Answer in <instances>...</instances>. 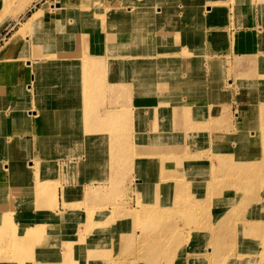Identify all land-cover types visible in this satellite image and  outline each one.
I'll return each mask as SVG.
<instances>
[{
  "label": "rangeland",
  "instance_id": "1",
  "mask_svg": "<svg viewBox=\"0 0 264 264\" xmlns=\"http://www.w3.org/2000/svg\"><path fill=\"white\" fill-rule=\"evenodd\" d=\"M28 1L36 3V5L30 7V11L21 17V21H25L27 16L46 0ZM199 1L166 0L164 3H160L161 5L153 6L155 1L149 0L145 1L141 8L136 7L138 12L128 14V18L125 20L116 21V18L112 16L107 20V13L104 17L102 15L94 19V23L100 25V27L92 28L90 32L91 44L93 43L96 48L102 47L106 33H109L108 44L110 52H121V59L125 55V57L128 56L129 45L130 47L133 45L134 48L139 47L142 49L134 57L125 58V62H128L129 59L131 61L134 60L135 66L132 67L137 69V76L135 77H138L136 83L139 82L135 85V96L127 97L122 95V90L126 92L127 88L117 81V76L111 77V80L108 81L103 78L102 86L96 88L94 92L89 91L88 94L90 95L81 100L82 103L87 105V107L80 109L82 112H80L79 107L68 109L64 107L61 112L62 116L58 115L56 120V124L61 129L60 133H63L62 140L54 141L52 135L55 133L52 130H46L44 146H39L36 149V153L34 152L37 161L29 162L26 166V159L32 158L33 160L34 156L31 154L29 156L20 155V152L24 153L29 148L27 139L30 134L23 141L18 136L20 133H18L14 137V153L12 156L7 157L9 139L6 137L7 132L5 133L4 125L9 123L10 118H12L13 122H19L22 125L28 122L22 114L24 109L30 113L29 119L34 122L32 118L36 117L34 104L37 99L29 96V89L27 91L23 90L24 87H19V92L14 93L11 98L7 94H5L6 96L1 95L0 140H3L2 145L6 148L3 150L6 160L5 162L3 160L0 166V186L5 183V188L0 187V197H4V194L7 196L5 199L10 202V211H0V215L17 213L20 219L16 224L23 223L34 225L35 227L42 226L44 221H46L51 227V233L54 229L61 228V231L67 235L66 243L61 238L56 241L50 239L49 243L45 245H43V242L38 244L34 249L37 252L33 251L34 254H27L26 257L28 259L25 260L24 264H148V262L142 260L143 258H141L142 256L139 253H131V247L134 246V243L138 244V242L130 238L132 232L127 230L130 228L131 223L137 222V216L132 214V212L135 213L132 210L141 209L140 211H145L147 208L153 207V210L160 211L165 209L163 206L166 202L170 204L172 200L175 201L176 199L175 202L180 205L178 203V205L173 204V211L176 212L177 208L186 207L188 203L196 202L193 208L196 207L197 216L200 219L203 217L209 218L210 215H215L219 212V207L223 204L222 201L226 197V193L233 195L236 190L237 193L239 192L236 198L241 197L243 192L247 200L250 198V208L256 205H264V196H254L252 198L250 195L256 190V187L264 183V175H256L250 181H246L243 178L245 176L244 173L248 172V165L253 163L252 157L239 160L235 164L224 165V169L236 171V181L239 180L238 183L234 182V179H231L230 182L227 174L226 176L220 172L213 173L211 169L213 165L217 166L221 161L220 157L215 154L222 151L220 147L227 145L228 149L224 151V154L230 149L239 150L240 140L232 139V136H242L244 132H249L250 129H243L240 126L241 123H239L236 132H222L221 134V139L229 135L228 137L231 140L217 142L214 140V133L219 132L213 130V126L210 125L213 124L214 120H209L211 113L208 110V106H204L201 98L195 95L173 97L169 94L171 90L181 89L182 82L184 88L185 86L190 87V81L188 83L187 81L188 79L190 80V75L193 73L194 60L198 61L205 55L202 45L197 41V29L202 28L203 25L211 27L212 23L208 22L209 24H207L203 20H206V17L211 19V17L226 14L224 5H216L213 0ZM172 5L176 8L174 7L175 10L171 11L169 6L171 7ZM207 6H211V9H208ZM157 9L164 12L158 13ZM202 11H204L203 14H201ZM206 11L208 13H205ZM51 12L50 15L52 14ZM136 14H139L138 17L146 16L145 22L149 21V17L151 22L155 14L165 15L168 18V26L171 31L168 34H163L164 31L162 29L165 26H162L159 28L161 29L160 36L152 34L137 36L136 33V37L132 39L129 35L130 23H132V18ZM15 19L4 18L0 23L1 28L6 22L10 23L13 21L8 26V29L0 34V49L11 34L18 30L21 21L19 18ZM155 20H153L154 23L157 22L158 24V19ZM140 27L144 28L143 25ZM117 34H120V36L118 37ZM31 35L32 31H27L26 35L24 34L26 36L25 39L31 38ZM19 45L12 59L17 64L16 68L20 72L27 68V63L23 59L24 56L20 52L21 47ZM152 48H159L158 52L161 53L149 55L147 50ZM122 50L127 52L125 53ZM145 51L147 52L145 53ZM79 55L83 56L84 54L81 52ZM206 56L208 57V55ZM208 58L211 59L210 57ZM4 64L5 58L2 61L0 60V70H2ZM151 68L157 69L158 77H160L159 82L149 78ZM145 69H147L149 77L145 74ZM116 71L117 69H112L109 74L114 75ZM214 83L217 84V81H214ZM24 85L26 86V84ZM76 99L78 100V98ZM46 102H48L47 99ZM64 103H67V99ZM12 105L14 107L19 106L20 109L14 111L11 107ZM50 107L51 103H49L48 108H45L46 123L52 126L53 115ZM108 108H115V111L111 112ZM118 108L120 110H117ZM8 109L14 111V116H7ZM82 115H84V121L80 120ZM4 116L8 118L5 119ZM104 116H107V119L102 122L101 119ZM188 116H191L192 119L190 124L192 126L188 125L189 127L187 126L188 120H186ZM234 117L237 122L240 121L239 117ZM42 119H44L43 115L41 121ZM252 126V130L256 133L255 138L258 142H262L261 138L264 140V132L259 129H264V104L260 107V118L253 119ZM121 128L127 131L114 132V140L119 146H125L128 143V151L125 152V149H120V153L125 155L127 153V156L124 155L121 160L116 161L115 158L117 156L113 157L108 149L110 139L108 132H103L104 130L112 131ZM156 128L158 130H155ZM116 133H119V135ZM160 135L164 138H160ZM99 136L103 137L104 141ZM208 137H210L209 140ZM205 138L207 140L202 141ZM169 146H174L173 150ZM31 150L33 151V148ZM196 151L204 153H197ZM260 151L262 150L260 149ZM210 152L214 153V155L212 156ZM129 154L135 157L133 162L128 160ZM20 156L22 161L18 162L17 160ZM111 159H114L112 161L114 163L111 162ZM166 160L174 161L172 166L174 170L177 169V172L172 171V173L170 171V164L163 162ZM20 163H22V167H25L22 172L17 171V168L21 165ZM114 166L115 168L112 169ZM108 169H111V174L107 173ZM262 173H264V165ZM171 174L178 176V178H174ZM240 177L242 178L241 180ZM179 178L180 180H178ZM249 183L254 184L255 187H248ZM154 184L157 185L156 188L147 189L148 185L152 186ZM229 184L235 185L232 186L233 188L230 186V189H228L227 186ZM174 185L186 186L185 190L188 185L190 187V189H188L189 187L187 188L189 191L186 190L188 194L182 189L185 194L182 192L171 196L170 192L173 189L170 188ZM150 190L154 193L149 194ZM209 192L217 193L218 196L223 194V196H220V198L215 196L211 200L212 203L207 207L205 206L203 213H198L199 208L203 206V199L207 198L206 194L209 195ZM141 204H145V206L142 205L143 207L141 208ZM2 205V207H6L4 206L5 203ZM100 213H102V216ZM246 215L248 216V209ZM78 218H80V223L77 222ZM173 220L179 226L176 228L181 230L180 227L182 226V231L184 232L183 243L179 244V246L177 245L178 250L176 252L175 248L177 246L173 249L174 253H176L174 264H186V256L196 258L195 249L203 245V243L199 245L197 240L202 237H198L196 240V237L193 236L189 226L186 224L188 222L186 219L174 218ZM117 225L124 226L123 230L110 229V227ZM149 225L154 227L155 223ZM241 230L242 227L237 228L238 232H241ZM93 231H98L97 234L101 236V239L109 240V242L117 245V249L113 251L115 256L112 260L103 259L110 258L107 257L108 255L111 256L109 252L107 253V251L103 250V240L100 243L97 240L91 242ZM171 231L162 228L156 237L164 235L167 238L170 236L169 232ZM18 232L21 233V231ZM142 234H144V230H142ZM181 234L183 235L182 232ZM243 234L244 238H248V227L245 228ZM237 235L238 242L244 239L239 233ZM179 238L181 236L171 239L170 245H175L180 240ZM40 240L42 241L43 239L40 238ZM13 242L14 244L0 243V252L5 251L7 256L16 259L20 256L19 252L24 249L25 245L22 242ZM13 245H15V249H13ZM124 249H126L125 254L119 253ZM233 253L235 254L236 252ZM233 253L231 256L234 255ZM258 255L254 257L257 259L259 258ZM0 256L2 255L0 254ZM27 260L29 261L27 262ZM199 262L201 263V261ZM168 263L169 260L165 262V264Z\"/></svg>",
  "mask_w": 264,
  "mask_h": 264
},
{
  "label": "bare ground",
  "instance_id": "2",
  "mask_svg": "<svg viewBox=\"0 0 264 264\" xmlns=\"http://www.w3.org/2000/svg\"><path fill=\"white\" fill-rule=\"evenodd\" d=\"M145 1H149V0H46V1H43V3L41 2L42 4L38 8L36 7V9L30 15L27 16L25 21H21V19H22L21 17L25 16L30 11V9H31L30 7H33L34 5H36V3H30L28 0H1L0 23L3 21L4 18H12V19L13 18H16V19L19 18L21 23H20L18 30H16L13 34H11V36L8 38V40L4 43L3 47L0 49V60L2 61L5 58V64L3 65L2 70H0V97H1V95L7 94V96H9V98H11L14 95V93L19 92V90H18L19 87H24L23 90L25 89L27 91L29 89V91H28L29 96H31L33 94L34 97L37 99L36 103L34 104V109L36 110V117L32 118V120H34L35 127H36V129H35L36 134L34 135V138L37 139V146L32 151L31 150L32 148H30V144H28L29 148H27V150L24 153L20 152V155L25 154V155L29 156L31 154L32 156H34L36 153V149L39 146H44V140L46 138V130H48V131L52 130L55 133L54 135H52V137L54 138V141L55 140L61 141L63 138V133L62 132L60 133V131H61L60 126L56 124L57 116L58 115L62 116L61 112L64 110V107H67V109L71 108V107H75V108L79 107V110L82 107L83 108L87 107V105L82 103L81 100H83L84 97L86 98L87 95H90V94H88L89 91L94 92V90L96 88L101 87L102 83H103V78H98L95 80H94V78H92V80H91V78L88 79V77H87V75L89 76L88 72H85L83 74L84 78H80L81 76L79 77V75L77 74L78 78L75 76L69 78V84L72 85L71 87L75 88V86H77V84H80V82H82L84 84L83 85V87H84L83 93H79V92L74 93L73 92V93H67L66 94V93L58 92V93H53V94H48L46 96H43L41 99L39 97V101H38V96H35L36 89L38 88V83H37L38 79H37V74L35 71L36 65L39 64V62L37 61L38 59L37 58L28 59L27 57L24 56L23 59H25L27 61L28 67L32 66V68H30V69H33V71L28 70V71H25V73L19 72V70H17V68H16L17 64L12 59L14 53L17 51V48H18L17 46L19 44H21L19 46L22 49L32 47L34 49V51L36 52V53H34V55H36L38 57L41 56V58H39V60H41V61L45 60L44 61L45 68L51 69V67H55L53 65L56 62V58H55L56 55L54 54L56 52H54V51L55 50L56 51L62 50V52L65 53V52L71 51L72 46H76V47L79 45L82 46L85 43V41L87 40V38L85 37L87 32H91L92 28L100 27L99 24H96L93 21L98 16L103 15V17H104V15L107 13L108 14L107 20L110 16L116 18V21L125 20L128 18V14L137 13L138 11H136V9H137L136 7L141 8L142 4H144ZM189 1L190 0H188V2ZM192 1L200 2L199 0H192ZM12 4H14V5H12ZM206 4H207V2H206ZM174 7H175L174 5H172L171 7L169 6V8H171V11L175 10L176 7L175 8ZM207 7H208V9H211V6H207ZM54 10H55V12L52 13L51 11H54ZM50 12L52 13L51 15H50ZM157 12L161 13L162 10L157 9ZM46 14L49 15V17H48L49 21L47 20V18H45ZM70 17L74 18L75 23H72L71 21H69ZM103 17L101 18V22H102ZM165 17H166L165 15L162 16V18H165ZM168 22L169 21H167V19H164L163 21H162V19L159 20L158 21V28H160L162 26H167ZM165 23L167 25H165ZM182 23H183V21H182ZM66 25H67L68 29L70 28V30L67 33L61 32V30L58 31V29L60 27L65 28ZM36 28H40V30L39 31L36 30L34 32L33 29H36ZM78 29H80L79 30L80 34H78V38H77V37H74L73 34L76 33ZM27 31H29V32L33 31L32 35H31L32 37L25 39L26 36H24V34L26 35ZM106 34H109V33H106ZM117 36L119 37L120 34H117ZM177 38H179V37H177ZM180 38H181V36H180ZM189 42L191 43V41H189ZM182 49H183V47H182ZM122 51L125 53L127 52L125 50H122ZM57 56H59V55H57ZM125 56H123V58L120 60V62H119L120 65H122L124 63H129L131 61V59H129L128 62L127 61L125 62V58L127 59L129 57V56H127V57H125ZM136 58H138V57H136ZM83 60H84V58H83ZM89 61H91V60H89ZM132 61L134 62V60H132ZM74 66L77 67L76 65H74ZM159 71H161V70H159ZM114 75H115V72H114ZM97 80H102V81H97ZM24 84H26V86ZM37 92H39V96H40V94L42 92V88L38 89ZM50 95H53V96H50ZM51 98L53 99L52 101H51ZM76 98H78V100ZM46 99L48 102H46ZM66 99H67V103H64ZM71 100H74V101L71 102ZM49 103H51L50 108L52 109V115H53L52 126H49L46 123L47 115H46L45 108L49 107ZM165 105H167V104H165ZM11 107L14 109V111L20 109L19 106L14 107V105H12ZM8 108H10V107H8ZM189 108H190V106H189ZM168 109L170 110V108H168ZM196 110H197V108H196ZM110 111L113 112L114 108H112ZM80 112H82V111L80 110ZM173 112H174V110H173ZM185 114L187 115V113H185ZM42 115L44 116V119H42V121H41ZM173 116H174V114H173ZM6 118L7 117H5V119ZM106 119H107V116H104V117H102L101 120H102V122H104ZM80 120L84 121V115L80 116ZM186 120H188L187 121L188 124L184 119L187 126L190 125L191 121H192L191 116H188V118H186ZM27 124H28V122L23 123V125H27ZM190 126H192V125H190ZM183 127H185V126H183ZM156 129L158 130V128H156ZM203 130H206V129H203ZM259 130L264 132V129L262 130V128ZM117 131L122 132V131H127V130L123 129V128L116 129V130L114 129L112 131L104 130L103 133L108 132V135H109L108 137L110 138L109 139V148H108L109 152H111L113 157L117 156L115 159H116V161H119L125 155V154L120 153V149L121 150L125 149V152H127L128 151V149H127L128 143H126L125 146H119L117 144V142L114 140V137H115L114 132H117ZM261 131H259V132H261ZM116 134L119 135V133H116ZM221 134L222 133H214V140L217 142L223 141V140H225V142H226L227 140H231V138L228 137L229 135H227L221 139ZM244 134H246V135L244 136ZM244 134L242 136L241 135L232 136V139H235V140L239 139L240 140V145H239L240 149L239 150L234 151V149H230V150H228V152L226 154H224V151H226L228 149L226 147L227 145H224V146H222V148L220 147V149H222V151L215 153L216 156L220 157L221 161L217 165L218 167L214 166V165L212 166V168H211L212 172L213 173L220 172V173H223V175L227 174L230 182H231V179L232 180L234 179V182H237V183L239 182V180L236 181L237 180L236 179V171L235 170L228 171L227 169H224V165L235 164L239 160L247 159L248 157L253 158V163L248 165V172L246 171V173H244L245 176L243 178H245L246 181H250L251 178H254L256 175H260V174L264 175V173H262L263 165H264V140H262L261 137H258V138H261V141H262V142H260V141L258 142V140L255 138L256 133L252 129H250L249 132H247V131L244 132ZM30 135H31V133H30ZM100 137L101 136H99V138ZM202 137H204V136H202ZM101 138L100 139L102 141H104L103 137H101ZM160 138H164V137H162V135H160ZM209 138L210 137H208V140H209ZM155 140L158 141L157 139H155ZM204 140H207V139L205 138L202 141H204ZM169 147L171 148V150H173L174 146H169ZM260 149L262 151H260ZM158 150L161 152L160 149H158ZM129 151H130V149H129ZM216 151H218V150H216ZM196 152L197 153H204L202 151L201 152L196 151ZM210 153H212V152H210ZM213 155H214V153H212V156ZM125 156H127V153ZM128 157H129L128 160H130V161L132 160V162L134 161V158H135L134 156L129 154ZM204 157H206V156H204ZM21 158L22 157L20 156L17 161L21 162L22 161ZM19 159H20V161H19ZM103 159H104V156H103ZM113 160L114 159H111V162ZM34 161H37L35 156L33 157V160H30V162H34ZM103 162H104V160H103ZM163 162L170 164V171L171 172L172 171L177 172L176 171L177 169L174 170V168L172 166V163L174 161L171 162V160H166ZM112 163H114V162H112ZM20 164L21 165H19V167L17 168V171L22 172L23 168H25V167H22V163H20ZM105 164H106V161H105ZM26 165H28V162L25 163V166ZM255 165H256V167H255ZM156 166H158V165H156ZM113 168H115V166L112 167V169ZM116 168H118V167H116ZM119 169H118V171H119ZM110 170L111 169H108L107 173L111 174ZM171 176H173L176 179L178 178V176H175L172 174H171ZM260 177H262V176H260ZM238 178H239V176H238ZM241 179L242 178L240 177V180ZM258 179L260 180V178H258ZM178 180H180V178ZM261 180L263 181V179H261ZM260 184H261V181H260ZM234 185L229 184L228 185L229 187L227 186V188L230 189V186L232 187ZM253 186L255 187V185L251 184V183H249V185H248V187H253ZM0 187L5 188V183H4V185H2ZM156 187H157L156 184H154L152 186L148 185L147 189H149V188L153 189ZM185 187H181L180 185L172 186L170 188V189H173V191L170 192L172 194L171 196L178 194V193L181 194L183 192L182 189H184ZM188 187L189 186L187 185V188ZM187 188H186V190H187ZM188 189H190V187ZM186 190L184 192L186 194H188V192H186ZM187 191H189V190H187ZM233 191H235V190H233ZM150 193H154V192H152L150 190L149 194ZM209 193H210L209 195H213V196H209L208 194H206L207 198L203 199V201H202L203 206L199 208L198 213H203L205 206L207 207L209 204H211L212 203L211 200L215 196L217 198H220V196H223V194L222 195L220 194V196H218L217 193H211V192H209ZM227 193H226V197L223 198V201H222L223 204L219 207L220 208L219 212L215 215H210L209 218L203 217L202 219H200L197 216V213L195 212L196 207L193 208L195 206L196 202H192L191 204L188 203L189 205L187 204L186 207L182 206L181 208H177L176 212L173 211V208H172L173 204L178 203V202H175L176 199H175V201L172 200L170 204H167V202H166L163 206L165 209L160 210V211L153 210V207H151V208L149 207L145 211H140L141 209H138L137 211L132 210L135 212V213L132 212V214L137 216V222L131 223L130 228L127 230H130L132 232L130 238L133 239V241L138 242V244L134 243V246L131 247V253L132 254L139 253L142 256L141 258H143L142 260H144V262H148V264H151V263H153V264H165V262L167 260H169L168 264H174V259H175L176 253H174L173 249L175 248V246H177V245L179 246V244L183 243L184 232L182 231V226L180 227L181 230L176 228L179 226H177L178 224H176V221H174L173 219L174 218H176V219L177 218H184L188 221L186 224L189 226L191 232L193 233V236L196 237V240L198 237H202V238H200V240H197V242H199L198 244L200 245L201 243H203V245L200 248L195 249V253L197 254L196 258L186 256V259H187L186 264H201V263L202 264H264V205L263 204L260 206L256 205V206L250 208L249 207L250 206L249 205L250 198H249V200H247L244 197V192L241 193V197H239V198H236V195L239 193V192L237 193V190L233 195H230L229 193L228 194ZM250 195L252 196V198L254 196H264V183H262L261 185L256 187V190L254 192H252ZM6 197L7 196H5V194H4V197H0V211H10V209H9L10 202H8L5 199ZM247 201H248V204H247ZM3 203H5L4 206H6V207H2ZM142 205L145 206V204H141V208L143 207ZM247 209H248V216L246 215ZM101 214L102 213H100V215ZM237 216H238V218H237ZM19 219H20V216L17 213L16 214H9V215H0V222H2V223H0V243L6 242L9 244H14L13 241H15V242H22L25 245L24 249L20 250V252H19L20 256L16 259H13L10 256H7L5 251H1L0 254L2 256H0V264H24L25 260L28 259V257H26L27 254H34L33 251L38 244H40L41 242H43V245H45L46 243L48 244L50 239H52L53 241L54 240L56 241V240H60L62 238L64 243L67 242V239H66L67 235L61 231V228H56L51 233V231H50L51 227L48 224V222H46V221H44L42 226L35 227L34 225L23 224V223L16 224L17 221H19ZM169 219H171V220H169ZM77 222L80 223V218H78ZM89 222H91V221H89ZM93 223H94V221H93ZM152 223H155L154 227H151L149 225ZM78 226H82V225H78ZM239 227H242L241 232H238L240 230L237 231V228H239ZM246 227H248V238H244V234H243ZM123 228H124V226L122 227V225L110 227L111 230H114V229H116V230L122 229L123 230ZM162 228L172 230L171 232H169L170 236H168L167 238L164 235L156 237V235H158V233L160 232V230ZM142 230H144V234L141 235ZM18 231H21V233ZM178 231H180V232L178 233ZM188 231H189V229H188ZM97 232L96 231L92 232L91 242H93L94 240H97V242L100 243V241L103 240V245H104L103 250H105V251H107V253L109 252L111 254V256H109V255L107 256L110 258H103V259L104 260H109V259L112 260L115 256L113 251H115L117 249L116 248L117 245L115 244L116 245L115 246L112 242H109V240L101 239V236H99V234H97ZM181 232L183 233V235L181 234ZM237 232L239 233L240 236H243V238H244V239L240 240L239 242L237 240V238H238ZM111 235H113V234H111ZM87 236H89V235H87ZM179 236H181V238H179L180 240L177 241L175 245H173V244L170 245L171 239H173L175 237L178 238ZM171 237H173V238H171ZM40 238L43 240L41 241ZM69 238H71V237H69ZM89 239H90V237H89ZM178 246L175 248V252L178 250ZM15 248H16L15 245H13V249H15ZM34 252H37V251H34ZM125 252H126V249H124L123 251H121L119 253L125 254ZM233 252H236V253L234 254ZM232 253L234 254L233 256H231ZM252 253H253V255H252ZM255 255L256 256L258 255L259 258L256 259L254 257ZM29 260H27V262ZM199 261H201V263Z\"/></svg>",
  "mask_w": 264,
  "mask_h": 264
},
{
  "label": "crops",
  "instance_id": "3",
  "mask_svg": "<svg viewBox=\"0 0 264 264\" xmlns=\"http://www.w3.org/2000/svg\"><path fill=\"white\" fill-rule=\"evenodd\" d=\"M154 1L155 4L153 6H156L161 5L160 3H164L166 0ZM213 2L216 5H224L226 14L211 17V19L206 17V20H203L207 24H209L208 22L212 23L211 27L203 25L202 28L197 29V41L202 45L205 55L198 61L194 60L193 73L190 75V80L188 79L187 81V83L190 81V87L185 86L184 88L182 82L181 89L171 90L169 94L173 97L195 95L201 98L204 106H208V110L211 113L209 120H214L213 124L210 125L219 133L236 132L239 123H241L240 126L245 130L252 129V120L260 118V107L264 104V0H213ZM54 12L55 10L52 11V13ZM203 13L204 11L201 14ZM205 13L208 12L206 11ZM138 15L136 14L132 18L129 34L132 39L136 37V33L137 36L144 34L160 36L161 29L158 28L157 22L154 23L153 20L156 18L158 19H156L157 21L168 19L167 17L162 18L161 15L155 14L151 19V22L153 21L151 24L150 17L149 21L145 22L146 16L138 17ZM48 17L49 15L46 14L45 18L47 20ZM69 21L75 23L72 17H70ZM11 22H6L0 28V34L8 29V26L12 24ZM197 23L200 24L199 22ZM141 25L144 28H141ZM165 25L167 24L165 23ZM36 30L39 31L40 28L33 29L34 32ZM60 30L67 33L70 28L68 29L66 25L65 28L60 27L58 31ZM79 30L76 33L73 32L74 37L78 38V34H80ZM162 31H164L163 34H168L171 28L167 25ZM90 35L91 33L87 32L85 36L87 40L84 46H72V52L64 53L62 50H55L56 62L53 65L55 67H51V69L45 68V60H39L41 56L34 55L35 51L32 47L21 48L20 52L22 56L28 59L37 58L39 62L35 67L38 79V88L36 89L35 96H38V101L39 97L41 99L43 96L58 92L66 94L73 92L83 93L84 84L80 82L75 88L71 87L69 78L74 76L78 78L77 74L79 77L81 76L80 78H84L83 74L85 72H88L89 76L87 75V77L88 79L91 78V80L92 78L94 80L105 78L108 81L111 80V77L117 76V81L127 88L126 92L122 90V95H126L127 97L135 96V85L139 81L136 83L138 77H135L137 76V69L132 67L135 66L134 62L130 61L129 63L120 65L122 53L110 52L108 34H106L101 48H96L93 46V43L91 44ZM141 51V48H134L133 45L131 47L129 45V52L127 54L132 58ZM147 51L149 55L161 53L158 52L159 48H152ZM80 52H83L84 55H79L78 53ZM84 56L85 59L83 60ZM30 68L32 66L28 67L27 63V68L20 72L33 71ZM112 69H117L115 75L109 74ZM145 72L147 77H149L147 69H145ZM157 72L156 68H151L149 78L159 82L160 77H158ZM214 81H217V84ZM40 88H42V92L39 96L37 90ZM31 96L35 99L33 94ZM109 109L111 110L112 108ZM117 110H120V108ZM13 112L12 109H8L6 114L7 116H14ZM22 114L28 121L27 125L13 122L12 118L9 119V123L4 125L5 133L7 132L6 137L9 139L7 157L12 156L14 153V137L18 133H20L18 136L23 141L31 133V136L29 135L27 139L30 148L34 150L37 146V139L34 138L36 134L35 123L29 119L30 113L26 109H24ZM234 116L239 117L240 121L237 122ZM2 144L3 140H0V166L3 160L4 162L6 160L3 152L6 148ZM30 159L32 160V158L26 159L28 163Z\"/></svg>",
  "mask_w": 264,
  "mask_h": 264
}]
</instances>
